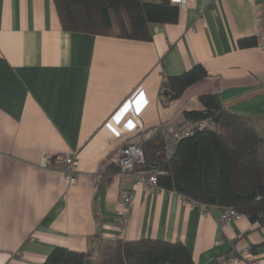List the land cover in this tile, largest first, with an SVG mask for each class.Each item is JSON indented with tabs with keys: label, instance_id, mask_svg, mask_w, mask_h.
<instances>
[{
	"label": "crops",
	"instance_id": "1",
	"mask_svg": "<svg viewBox=\"0 0 264 264\" xmlns=\"http://www.w3.org/2000/svg\"><path fill=\"white\" fill-rule=\"evenodd\" d=\"M148 28L150 40L116 28L66 31L53 0H0V264H42L55 246L97 257L140 238L181 241L196 264H249L229 261L244 249L264 264V223L244 215L219 226L218 206L135 184L117 162L120 145L203 110L207 93L248 117L264 141V0H192L176 21ZM251 36L255 45H239ZM197 64L207 75L170 99L166 77ZM138 88L146 103L115 123ZM72 153L70 184L58 157ZM133 186L126 208L121 193Z\"/></svg>",
	"mask_w": 264,
	"mask_h": 264
},
{
	"label": "trees",
	"instance_id": "2",
	"mask_svg": "<svg viewBox=\"0 0 264 264\" xmlns=\"http://www.w3.org/2000/svg\"><path fill=\"white\" fill-rule=\"evenodd\" d=\"M63 30L150 40V22H174L178 7L168 0H53ZM241 47L255 45V36L238 41ZM207 75L202 65L166 77L163 85L177 98L188 86ZM203 110L183 111L184 119L209 118L213 129L196 130L180 139L170 157L154 133L142 141L144 164L162 171L157 186L176 191L197 203L231 207L252 223H264V141L250 119L226 110L217 93L199 96ZM107 253L93 257L55 246L42 264H196L181 241L140 238L117 241ZM249 254V253H248ZM236 256H239L238 252ZM210 264H217L213 261Z\"/></svg>",
	"mask_w": 264,
	"mask_h": 264
},
{
	"label": "built area",
	"instance_id": "3",
	"mask_svg": "<svg viewBox=\"0 0 264 264\" xmlns=\"http://www.w3.org/2000/svg\"><path fill=\"white\" fill-rule=\"evenodd\" d=\"M192 0H168L172 5L179 8H184ZM201 20V18H200ZM132 101L135 112L138 111L146 103L145 94L143 90L139 89L135 91L129 98H127L113 113L111 118L115 123H120L122 121V115H125L128 111H133L130 105ZM122 117V118H121ZM120 119V120H119ZM213 120L206 119H182L177 125L161 124L157 127L155 133L160 137L162 141L163 153L166 157H170L175 149L176 143L185 137H189L194 134L196 130L200 129H213ZM151 134H141L139 139L136 141H127L120 145L117 149V162L119 167V173L122 176L131 177L135 184H141L145 188H156L158 175L162 173L155 164H144V155L142 149V141L149 137ZM58 160L64 165V171L66 174V179L70 184L77 181V158L76 154L72 153L69 155H64L58 157ZM50 165V157L46 156L42 162L43 167H48ZM135 195V186L130 190H123L121 193L122 200L126 208H129L133 204ZM194 202V201H192ZM197 203V202H196ZM202 207L207 206L199 203ZM244 215L234 208L224 207L220 208L219 214L217 215V223L219 226L226 225L231 222H236L240 220ZM126 219L123 218L121 224L124 225ZM239 256H234L229 259V261L236 263L240 259L247 260L249 264H258V262L250 257L248 251L244 249L238 252Z\"/></svg>",
	"mask_w": 264,
	"mask_h": 264
},
{
	"label": "clouds",
	"instance_id": "4",
	"mask_svg": "<svg viewBox=\"0 0 264 264\" xmlns=\"http://www.w3.org/2000/svg\"><path fill=\"white\" fill-rule=\"evenodd\" d=\"M130 105H131V108H132L133 112H135V107H134L132 101H130Z\"/></svg>",
	"mask_w": 264,
	"mask_h": 264
},
{
	"label": "water",
	"instance_id": "5",
	"mask_svg": "<svg viewBox=\"0 0 264 264\" xmlns=\"http://www.w3.org/2000/svg\"><path fill=\"white\" fill-rule=\"evenodd\" d=\"M89 261H90L89 259H86V260H85V264H88V263H89Z\"/></svg>",
	"mask_w": 264,
	"mask_h": 264
},
{
	"label": "rangeland",
	"instance_id": "6",
	"mask_svg": "<svg viewBox=\"0 0 264 264\" xmlns=\"http://www.w3.org/2000/svg\"><path fill=\"white\" fill-rule=\"evenodd\" d=\"M106 247H109V245H107ZM105 249H106V248H105ZM107 249H108V248H107ZM106 251L108 252V251H109V249H108V250H106ZM107 252H106V253H107Z\"/></svg>",
	"mask_w": 264,
	"mask_h": 264
}]
</instances>
